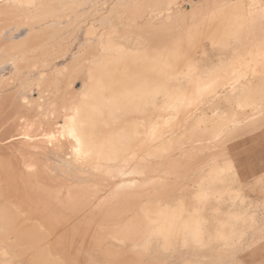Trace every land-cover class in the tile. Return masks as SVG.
Returning <instances> with one entry per match:
<instances>
[{
  "label": "bare ground",
  "instance_id": "obj_1",
  "mask_svg": "<svg viewBox=\"0 0 264 264\" xmlns=\"http://www.w3.org/2000/svg\"><path fill=\"white\" fill-rule=\"evenodd\" d=\"M256 4L0 0V264L264 263V227L234 237L158 194L264 122Z\"/></svg>",
  "mask_w": 264,
  "mask_h": 264
},
{
  "label": "rangeland",
  "instance_id": "obj_2",
  "mask_svg": "<svg viewBox=\"0 0 264 264\" xmlns=\"http://www.w3.org/2000/svg\"><path fill=\"white\" fill-rule=\"evenodd\" d=\"M256 2V6H264V0ZM225 105L226 100H217L212 106L203 107L200 113L209 114L212 108L225 111ZM51 121L52 117L45 120L46 123ZM243 127L237 128L232 138L220 142L223 169L217 175L206 171L201 177H193L192 172H187L185 184L179 183L181 174H178L172 187H159L160 199L173 208L184 209L182 220H214L219 229L234 225V237L239 236L242 229L252 235L264 227V122ZM208 161V156H204L193 159L189 166L195 170ZM242 264L264 263L253 259Z\"/></svg>",
  "mask_w": 264,
  "mask_h": 264
}]
</instances>
